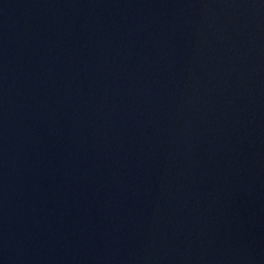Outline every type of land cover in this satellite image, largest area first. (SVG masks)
<instances>
[{"label": "water", "instance_id": "water-1", "mask_svg": "<svg viewBox=\"0 0 264 264\" xmlns=\"http://www.w3.org/2000/svg\"><path fill=\"white\" fill-rule=\"evenodd\" d=\"M0 264H264V0H0Z\"/></svg>", "mask_w": 264, "mask_h": 264}]
</instances>
